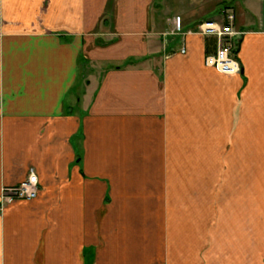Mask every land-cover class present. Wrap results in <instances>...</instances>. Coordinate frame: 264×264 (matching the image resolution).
Instances as JSON below:
<instances>
[{
    "label": "crops",
    "instance_id": "1",
    "mask_svg": "<svg viewBox=\"0 0 264 264\" xmlns=\"http://www.w3.org/2000/svg\"><path fill=\"white\" fill-rule=\"evenodd\" d=\"M167 1L0 0V192L29 168L39 185L0 211V264H197L210 192L229 236L249 193L262 205L264 0ZM205 20L233 32L239 73L205 65Z\"/></svg>",
    "mask_w": 264,
    "mask_h": 264
},
{
    "label": "rangeland",
    "instance_id": "2",
    "mask_svg": "<svg viewBox=\"0 0 264 264\" xmlns=\"http://www.w3.org/2000/svg\"><path fill=\"white\" fill-rule=\"evenodd\" d=\"M184 3L182 8H190L193 9L192 12L197 10V6L195 5V0H179ZM182 3V4H183ZM169 10H176L175 8H179L177 5V0H168L167 1ZM197 13V12H196ZM212 14L206 15V18H212ZM158 37V36H157ZM170 36L160 35L159 39L161 42H165L167 38ZM159 44V42H158ZM163 44V43H162ZM145 62H148L147 60ZM103 66V64H101ZM158 66V64H156ZM104 67V66H103ZM81 74H79L77 85L83 84L81 79ZM91 80L93 78L91 77ZM76 107H79L76 105ZM80 110V109H76ZM224 148L223 142H216V157L215 159H211V163L213 161V165L217 169H222L225 164V158L223 156ZM255 160V157H249V162ZM227 161V157H226ZM250 172V170H249ZM222 176V175H221ZM250 178V173H249ZM222 181V180H221ZM222 183V182H221ZM218 188V187H217ZM208 194V191H207ZM217 194V196H216ZM262 199L260 202L262 205L256 209V207L251 204L252 200L250 193L247 200V213L243 215L241 220H235L236 228L233 229L235 234L229 236V226L227 224V207L224 205L225 202V191L223 185L216 190V193H209V198L216 199L217 202L220 201L221 204L214 205V207L210 206L209 209H206L204 212V216H207L209 221L201 222L200 227V237L198 241L199 253L200 257L197 264H241L242 261L249 262L255 261V257L261 255L262 259H264V192L262 193ZM214 201V200H212ZM203 207H201V210ZM203 214V213H202ZM200 215L201 219L204 217ZM206 218V217H205ZM253 219L255 222H253ZM237 221V222H236ZM240 221L242 223V228L240 229ZM258 229V231L262 230L263 236L258 238L259 244H255L252 241L247 239V231L250 229ZM242 231V242L239 244L240 239L238 238L239 231ZM233 232V233H234ZM255 240V239H254ZM232 241V242H231ZM232 244V245H231ZM255 259V260H254Z\"/></svg>",
    "mask_w": 264,
    "mask_h": 264
},
{
    "label": "built area",
    "instance_id": "3",
    "mask_svg": "<svg viewBox=\"0 0 264 264\" xmlns=\"http://www.w3.org/2000/svg\"><path fill=\"white\" fill-rule=\"evenodd\" d=\"M223 19L227 26L231 27L234 21L233 12H222ZM179 25V18H176V26ZM199 32L203 34L214 35L216 38V48L213 54L205 57L204 62L208 67H213L217 71L234 75L240 72V64L236 60L233 53V45L231 42V35L233 32L228 29H223L218 24L210 20L202 21L198 25ZM184 50H182L183 52ZM39 192L38 176L33 168H29L26 177L17 185L3 186L0 192V211L3 207L15 200L34 199Z\"/></svg>",
    "mask_w": 264,
    "mask_h": 264
},
{
    "label": "trees",
    "instance_id": "4",
    "mask_svg": "<svg viewBox=\"0 0 264 264\" xmlns=\"http://www.w3.org/2000/svg\"><path fill=\"white\" fill-rule=\"evenodd\" d=\"M144 60H145L144 58H135V57H132V58L127 59V61H125L123 65H120L118 67L136 65L138 63L143 62Z\"/></svg>",
    "mask_w": 264,
    "mask_h": 264
}]
</instances>
